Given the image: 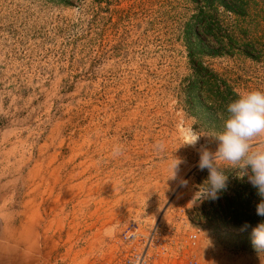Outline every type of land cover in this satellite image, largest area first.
<instances>
[{
	"label": "rangeland",
	"instance_id": "obj_1",
	"mask_svg": "<svg viewBox=\"0 0 264 264\" xmlns=\"http://www.w3.org/2000/svg\"><path fill=\"white\" fill-rule=\"evenodd\" d=\"M225 1L0 0V264H122L130 222L165 264H264L250 170L217 161L226 189L197 200L199 150L264 92V14Z\"/></svg>",
	"mask_w": 264,
	"mask_h": 264
},
{
	"label": "clouds",
	"instance_id": "obj_2",
	"mask_svg": "<svg viewBox=\"0 0 264 264\" xmlns=\"http://www.w3.org/2000/svg\"><path fill=\"white\" fill-rule=\"evenodd\" d=\"M228 118L224 121V130L216 135L218 142L215 152L207 147L199 150V170H208L209 176L202 187L197 200L201 198L216 199L217 193L226 189L228 175L221 170L217 161L226 162L230 166H238L243 171L250 170L248 178L254 188L257 189L261 202L256 205V215L264 217V145L255 150L251 141L257 137H264V92L255 90L238 94V98L227 105ZM200 136L195 132L189 134L184 145L195 147ZM156 151H163L162 142L154 145ZM123 154V146L116 144L112 148L111 155L119 157ZM182 161L175 156L169 160V179H176L179 166ZM182 186H187L183 181ZM249 227L247 223L243 226ZM252 246L258 252L264 251V223H260L252 230Z\"/></svg>",
	"mask_w": 264,
	"mask_h": 264
},
{
	"label": "built area",
	"instance_id": "obj_3",
	"mask_svg": "<svg viewBox=\"0 0 264 264\" xmlns=\"http://www.w3.org/2000/svg\"><path fill=\"white\" fill-rule=\"evenodd\" d=\"M156 232L157 229L145 235L137 223H128L120 233V242L127 247L123 252L122 264H165V251L161 242V249H158ZM187 242L191 247L197 246L196 234L188 235ZM189 264H196L192 257Z\"/></svg>",
	"mask_w": 264,
	"mask_h": 264
},
{
	"label": "trees",
	"instance_id": "obj_4",
	"mask_svg": "<svg viewBox=\"0 0 264 264\" xmlns=\"http://www.w3.org/2000/svg\"><path fill=\"white\" fill-rule=\"evenodd\" d=\"M260 3H264V0H227L224 2L227 10L238 17L247 16L246 14L249 13L251 8L255 6L260 14H264V10L260 9ZM201 26H204V23ZM198 29H200V27H198ZM193 72L198 74L200 71L198 72L193 69Z\"/></svg>",
	"mask_w": 264,
	"mask_h": 264
}]
</instances>
